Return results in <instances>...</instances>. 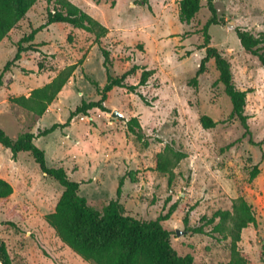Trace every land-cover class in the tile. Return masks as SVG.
Instances as JSON below:
<instances>
[{"label": "rangeland", "instance_id": "374dc122", "mask_svg": "<svg viewBox=\"0 0 264 264\" xmlns=\"http://www.w3.org/2000/svg\"><path fill=\"white\" fill-rule=\"evenodd\" d=\"M69 1L108 33L97 43L83 30L54 23L27 42L28 35L45 23L47 8H52L39 0L0 44V129L12 139L24 132L37 135L55 123L64 124L82 102L100 99L87 78L102 88L107 72L117 77L137 66L126 79L137 84L143 68L152 70L147 86L139 89L149 105L137 94L114 88L104 102L108 112L90 110L86 116L73 117L68 127L35 138L46 165L63 168L79 184V195L99 211L118 200L126 215L151 221L175 206L162 225L172 233L173 249L179 256H191L192 264H230L229 222L216 231L218 217L209 225L202 219L231 211L243 198L256 225L242 230L238 251L247 264H264V68L242 48L234 31L239 27L254 36L264 33V0H214L225 24L208 29L210 45L230 63L235 87L247 94L250 135L229 118L231 103L216 82L212 61L196 84L189 83L204 56L199 46L209 18L206 0H200L201 8L188 25L178 20L180 0ZM18 46L25 51L14 60ZM100 47L109 51L107 70ZM81 59L42 117L10 101L28 97ZM113 111L121 118L112 117ZM202 116L216 126L204 129ZM132 118L142 128L144 141L129 132ZM166 145L184 156L172 169L171 183L168 174L156 170L157 154ZM254 169L258 173L251 179ZM0 178L13 189L8 199L0 200V239L10 255L26 264H93L67 247L46 223L45 215L54 211L63 189L28 153L13 154L0 145ZM201 226L203 233L188 231Z\"/></svg>", "mask_w": 264, "mask_h": 264}, {"label": "trees", "instance_id": "16d2710c", "mask_svg": "<svg viewBox=\"0 0 264 264\" xmlns=\"http://www.w3.org/2000/svg\"><path fill=\"white\" fill-rule=\"evenodd\" d=\"M38 1L0 0V44L8 38L11 30ZM45 1L48 6L52 5V8H47L45 23L28 35L27 42H32L34 36L40 30L54 23H65L75 29L83 30L92 35L97 43L108 33L105 26L69 0ZM200 8V0H180L179 22L188 25ZM206 8L209 12V18L201 30L203 42L199 46V49L204 50V56L201 58L194 77L189 83L196 84L198 77L206 71V64L212 61L218 72L216 82L223 86L224 93L231 103L229 118L237 120L244 130V134L250 135L248 116L245 114L247 94L235 87L230 63L223 57L221 52L210 45L209 27L224 25L225 22L222 16H219L214 0H206ZM234 31L242 48L256 57L261 67L264 68V33L254 36L239 27H236ZM70 41L71 37L68 36L67 42ZM23 51L25 50L18 46L14 60L19 59V55ZM100 52L104 59L103 65L107 70L110 61L109 51L100 47ZM81 63L82 59L65 66L49 83L33 89L28 97H15L10 101L34 116L42 117ZM8 66L9 64L4 67L3 71L7 70ZM136 70H138V67L134 66L117 77H112L107 72L106 83L102 88L99 87L97 82L87 78L99 92L100 99L98 101L82 102L64 124L55 123L50 128L39 130L37 135L24 132L18 135L17 138L12 139L0 129V145L9 149L13 154L28 153L38 165L40 171L62 187L63 190L54 211L45 215V221L55 231L58 238L83 260L93 264H192L191 256H179L173 249L170 241L172 233L162 225V222L168 219L175 206L165 216H159L151 221H142L126 215L123 205L118 200H111L99 211L90 206L86 199L79 195V184L72 181L63 168L48 167L46 165L44 151L39 149L33 142L37 137H47L57 130L68 127L72 118L79 114L86 116L93 109L108 112L104 102L107 94L114 88L137 94L146 105H149L139 89L147 86L153 71L143 68L138 83H128L126 81L127 77L132 76ZM2 75H0V87L2 85ZM200 123L204 129H212L216 126V122H213L207 116H202ZM128 130L138 140L144 141L145 135L137 119L132 118L129 120ZM255 145L262 144L255 143ZM183 157L182 153L174 151L173 147L166 145L164 151L157 154L156 170L159 173L168 174V181L171 183L172 169ZM257 173V169H254L251 172V179ZM121 185L122 181L119 182L116 191L117 196L121 193ZM12 192L13 189L10 183L0 178V200L8 199ZM217 217L219 218V224L213 230L221 231L226 222L230 224L228 230L231 239L230 264H247L246 260L239 254L238 243L242 230L249 225H256V217L251 206L243 198H238L233 203L231 211L216 212L210 219L203 218L202 222H204V225H209ZM185 223H187V218H185ZM188 231L203 233V227L192 228ZM0 264L26 263L22 259L10 255L5 243L0 239Z\"/></svg>", "mask_w": 264, "mask_h": 264}, {"label": "water", "instance_id": "95a60500", "mask_svg": "<svg viewBox=\"0 0 264 264\" xmlns=\"http://www.w3.org/2000/svg\"><path fill=\"white\" fill-rule=\"evenodd\" d=\"M227 26L229 27V28H233V26H231L230 24H227ZM111 116L112 117H114V118H121V115L117 112V111H113L112 113H111ZM176 235L177 236H180V231L179 230H176Z\"/></svg>", "mask_w": 264, "mask_h": 264}]
</instances>
